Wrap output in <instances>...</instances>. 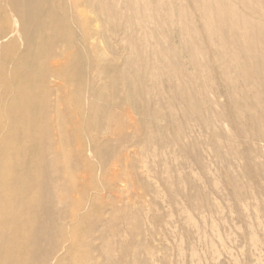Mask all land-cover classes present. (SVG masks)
Here are the masks:
<instances>
[{
	"label": "rangeland",
	"instance_id": "rangeland-1",
	"mask_svg": "<svg viewBox=\"0 0 264 264\" xmlns=\"http://www.w3.org/2000/svg\"><path fill=\"white\" fill-rule=\"evenodd\" d=\"M10 142L0 264H264V0H0Z\"/></svg>",
	"mask_w": 264,
	"mask_h": 264
},
{
	"label": "bare ground",
	"instance_id": "bare-ground-1",
	"mask_svg": "<svg viewBox=\"0 0 264 264\" xmlns=\"http://www.w3.org/2000/svg\"><path fill=\"white\" fill-rule=\"evenodd\" d=\"M208 17V13L205 15ZM218 19V18H217ZM220 24V23H219ZM8 28V27H7ZM24 146V143L21 144L19 146V144H17L16 142H10L6 145V149H4V154L0 157V162H2L0 164V178L2 179L5 174H7V170L9 169V164H13L14 161H16L15 163H18V161H22L23 160V154L20 155V150L21 148ZM13 153V154H12ZM15 154V156H13ZM19 162V163H20ZM28 175V174H27ZM26 175V177H27ZM9 176H11V173H9ZM18 181H25V175L22 176V178L17 177ZM0 183H2L0 181ZM2 190H7V194L9 196H11V199H9V201H12V205L11 207H15L17 209V211H19V216H15L14 219L12 220L13 222H15L16 224L18 222L22 223L19 224V226L17 225L16 227V238L15 241L16 242H22L23 240L26 241L27 238V219L29 218L30 213L33 211V199L36 198V195H32L31 197H28L26 199H21L19 196L21 194H23V191H20L18 189L12 190L10 187L3 185ZM0 213L2 214V210L0 211ZM3 217H0V220L2 221ZM3 222V221H2ZM9 229H11V227H9ZM9 229H7V231H10Z\"/></svg>",
	"mask_w": 264,
	"mask_h": 264
}]
</instances>
